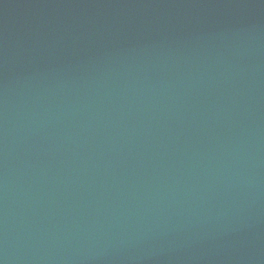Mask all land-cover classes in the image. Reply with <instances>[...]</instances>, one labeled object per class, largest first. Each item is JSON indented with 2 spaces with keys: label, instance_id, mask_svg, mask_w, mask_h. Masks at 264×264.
Instances as JSON below:
<instances>
[{
  "label": "water",
  "instance_id": "95a60500",
  "mask_svg": "<svg viewBox=\"0 0 264 264\" xmlns=\"http://www.w3.org/2000/svg\"><path fill=\"white\" fill-rule=\"evenodd\" d=\"M0 264H264V0H0Z\"/></svg>",
  "mask_w": 264,
  "mask_h": 264
}]
</instances>
